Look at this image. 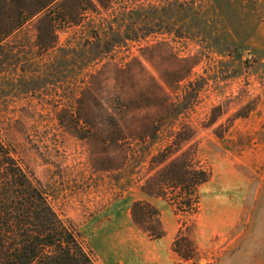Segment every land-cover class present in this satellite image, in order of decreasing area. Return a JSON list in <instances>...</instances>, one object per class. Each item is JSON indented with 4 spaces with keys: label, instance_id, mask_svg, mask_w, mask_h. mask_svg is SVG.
Returning a JSON list of instances; mask_svg holds the SVG:
<instances>
[{
    "label": "rangeland",
    "instance_id": "374dc122",
    "mask_svg": "<svg viewBox=\"0 0 264 264\" xmlns=\"http://www.w3.org/2000/svg\"><path fill=\"white\" fill-rule=\"evenodd\" d=\"M83 18L48 52L37 20L0 45V135L51 206L95 264H264V0H115ZM180 159L210 174L186 214L146 193Z\"/></svg>",
    "mask_w": 264,
    "mask_h": 264
},
{
    "label": "trees",
    "instance_id": "16d2710c",
    "mask_svg": "<svg viewBox=\"0 0 264 264\" xmlns=\"http://www.w3.org/2000/svg\"><path fill=\"white\" fill-rule=\"evenodd\" d=\"M114 4L115 0H0V45L37 20L40 49L48 52L58 43V30L80 25L88 12H109ZM188 139L179 132L173 140L176 151ZM176 151L171 149L160 163L167 162ZM161 176L162 180L158 179L146 193L165 199L177 213L196 211L192 198L198 186L210 180V174L180 159L164 169ZM168 190L177 191L184 201H169ZM131 213L151 239L164 237L161 212L155 206L136 201ZM154 223L157 226H151ZM0 264H95L79 241L74 225L54 210L42 185L26 171L12 145L1 135Z\"/></svg>",
    "mask_w": 264,
    "mask_h": 264
},
{
    "label": "crops",
    "instance_id": "0c3cea01",
    "mask_svg": "<svg viewBox=\"0 0 264 264\" xmlns=\"http://www.w3.org/2000/svg\"><path fill=\"white\" fill-rule=\"evenodd\" d=\"M132 208V207H131ZM171 208H172V206H171ZM131 216H132V213H131ZM132 219H133V221H134V218L132 217ZM135 222V221H134ZM137 226H138V224H137ZM141 229V228H140ZM142 230V229H141ZM143 231V230H142Z\"/></svg>",
    "mask_w": 264,
    "mask_h": 264
}]
</instances>
